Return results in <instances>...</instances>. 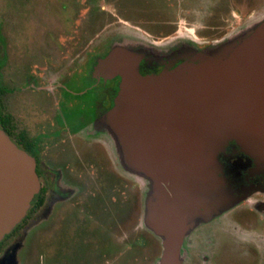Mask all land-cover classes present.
I'll return each mask as SVG.
<instances>
[{
    "label": "flooded vegetation",
    "instance_id": "obj_1",
    "mask_svg": "<svg viewBox=\"0 0 264 264\" xmlns=\"http://www.w3.org/2000/svg\"><path fill=\"white\" fill-rule=\"evenodd\" d=\"M47 1L0 2V129L34 158L41 186L24 220L0 243L1 257L36 227L46 250L55 234L77 231L71 218H83L85 229L87 222L95 226L97 204L107 212L104 232L112 224L127 228L129 185L139 184L141 228L157 242L152 264H223L226 222L248 246L244 260L264 264V163L236 139L218 155L223 186L200 189L193 202L176 206L180 231H173L164 260L170 231L160 227L161 236L148 226L144 179L130 176L109 127L123 77L103 64L116 46L129 44L143 55V77L180 66L190 73V64L232 55L264 20V0H143L135 7L128 0ZM131 7L139 12L131 16Z\"/></svg>",
    "mask_w": 264,
    "mask_h": 264
},
{
    "label": "water",
    "instance_id": "obj_2",
    "mask_svg": "<svg viewBox=\"0 0 264 264\" xmlns=\"http://www.w3.org/2000/svg\"><path fill=\"white\" fill-rule=\"evenodd\" d=\"M142 56L134 45H118L103 62L123 77L109 127L129 170L148 183V226L161 236L160 227L170 231L167 262L173 231H180L176 206L193 202L200 189L223 186L218 155L228 142L238 140L264 163V20L232 55L190 64V73L180 66L143 77ZM40 188L34 158L0 129V243L24 220ZM21 247L0 264H19Z\"/></svg>",
    "mask_w": 264,
    "mask_h": 264
},
{
    "label": "rangeland",
    "instance_id": "obj_3",
    "mask_svg": "<svg viewBox=\"0 0 264 264\" xmlns=\"http://www.w3.org/2000/svg\"><path fill=\"white\" fill-rule=\"evenodd\" d=\"M6 1L8 0H0L1 3H6ZM46 1L43 0V2ZM128 4L135 7L144 5V1L128 0ZM138 9L140 8L131 7L128 12L132 16L139 12ZM129 173L130 176L135 175L132 172ZM143 184V192L146 198L148 183L145 179ZM139 186V184H134V187L132 184L129 185L127 228L124 227V222L116 231V227L112 224L110 231L104 232L103 229H108L109 225L106 223L107 216L101 213L107 212L101 211L97 204L96 216H93L97 219L95 226L94 224L88 225L87 222L85 229L84 223H82L85 222L82 220L83 218H71L68 221L75 220V225L70 223V228H75L77 231H60L59 235L55 234L48 242L49 245H54L51 249L45 250L42 246L44 241L41 228L36 227L30 231L18 252L19 264H152V261L157 258V242L145 226L144 229L141 228L140 221L142 220L144 205L141 203L142 206L138 207L140 192L138 194L137 190L140 189ZM262 196V194L255 195V198ZM78 220L81 221L79 224H77ZM137 226L140 230L137 229ZM142 230L147 233L143 240H141ZM233 232L227 222L220 232L219 246L224 253L222 263L252 264L251 259L244 260L245 257L242 254V251L244 252L248 246L240 242ZM109 244L111 247L108 246ZM57 250L60 252H56ZM1 256L3 255H0V258Z\"/></svg>",
    "mask_w": 264,
    "mask_h": 264
}]
</instances>
